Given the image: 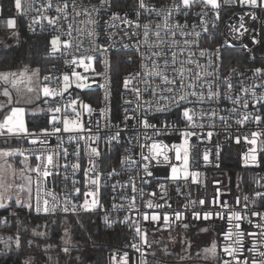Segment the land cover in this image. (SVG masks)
I'll use <instances>...</instances> for the list:
<instances>
[{
  "label": "snow or ice",
  "instance_id": "obj_1",
  "mask_svg": "<svg viewBox=\"0 0 264 264\" xmlns=\"http://www.w3.org/2000/svg\"><path fill=\"white\" fill-rule=\"evenodd\" d=\"M8 2L15 9V16L10 15L4 19L6 28L13 30L10 35L17 38L19 36L17 17L27 18V27L30 32L35 33L36 26L39 25L44 39L41 51L45 54L46 59L63 60L64 69L62 71V82L60 77L52 75L56 65L46 69L45 71L48 74L43 75L42 79L40 67L30 68L25 65L16 71H0V97L5 98L0 100V117H2L0 119V136H14L21 140H27L32 145L38 144L41 146L39 149L33 148L31 150L12 146L0 148V209H4L8 213L7 216L0 217V225L7 226L9 223L8 217L18 218L20 213L17 209H27L29 213L34 211L37 214L44 215L55 214L58 210H62L64 213L71 211L73 214H78L80 211L85 213L93 212L97 208L103 207L100 203L102 177L106 174L110 180L120 175L122 171H134L136 177L129 175L128 184H120L121 187L130 186L133 195L130 198H122L131 199L132 203L128 207L142 216L143 221L157 225L154 231L161 230L159 224L162 220L165 230L170 228L176 221H179L178 226L185 230L191 226L199 227L202 233L208 232L212 225L208 223L203 226L190 225L186 222L184 213L179 211L174 213V218L166 213L148 215L141 212L136 205V194L139 193L142 199L144 189L138 187L134 180L138 178L142 184L149 183L146 178L154 175L152 168L163 165L170 170V174L166 175V179L176 185L175 190L178 194L181 192L182 187L188 186L187 182L189 179L192 184L199 183L200 173L190 171V147L195 148L196 142L200 141V136L195 132V129L200 128L203 130L205 128V124L198 121L208 117L213 122L209 123L207 127L214 129L216 124L213 118L218 115V112L215 108L206 110L203 107L197 111L195 107H188L187 105L219 103L221 95L219 85H217L216 90H213V85L207 83V91H203L205 85L200 83V81L203 79L204 74L200 69L211 68L215 64L217 78L219 79L218 71L223 63L221 48L227 46L228 41L225 39L223 45L216 47L214 51H209L208 48H202L199 51L201 58H204L206 53L208 55L206 66L191 58L195 55L191 50L192 45L195 44L199 48L200 39H214L208 27V20L205 19L209 16L208 9H211L212 15L218 21L220 19L219 10L224 4L239 2L252 8H264V0H171L170 4L159 7L155 3L146 2V0H134L133 13L135 19L127 18L128 14L126 12L124 15H121L118 11L111 12L108 20L105 21L109 28L118 29L119 32H122L124 36L130 39L137 37L136 43L133 45L134 51L127 54L126 60L116 57L115 63L117 65L126 64L130 66L135 64L137 62L135 58L139 57V69L129 71L122 79L123 91L120 92L121 99L124 100L126 105H131L135 102V107H126L123 110L124 114L121 118L123 128L121 124H112L110 116L105 117V111H110L107 108V104L104 109L100 110V117L106 120L104 127L116 129L114 133L108 135L106 141L112 147L121 143L125 129L142 127L145 130L142 134L143 140H141L140 133L128 139L129 144H132L133 140L135 141L133 147H139V159H136L128 148H125L124 153L118 157L111 155V152L106 155L100 149L101 130L99 120L94 121L95 131H93V123L83 119L85 115L91 117L95 109L90 103L85 102L79 93L75 92V89L83 91L90 89L92 86V84L86 82L89 79L88 77L76 71L77 68H82L84 72H91L92 83H97L98 87L104 90V101H111L113 59L108 57L107 54L115 45L113 37L118 33L117 31H105L103 34L106 36V40L103 44L97 43V38L101 33L97 31L99 22L95 16L99 15L100 10L105 8V6H107L106 10L108 11H111L114 6L121 7L119 0H99V6L96 4L86 5L83 0H81L80 4H77V0H71V8L75 16L87 18L83 23L88 27L86 29L77 28L76 31L78 33L86 32L92 47L85 50L87 54L76 55L73 53L70 60L68 59L69 50L72 48L70 41L63 40L60 35H51L50 39L48 35H44V22L57 32L62 30L57 28V24L61 18L64 21L68 20V0H62V3L61 0H55V2L54 0H8ZM37 5L39 6L37 7ZM197 5L200 7V11L195 13L198 23L192 24L191 31H185L184 29L188 28V24L175 22V18L178 15L187 17ZM123 7H128V5L124 4ZM53 9L57 15H49V12ZM31 12H36L38 15L29 17L28 14ZM153 14L159 18L160 22L154 23L151 20L147 23L142 22L144 15ZM244 15L250 16L252 20L257 19L255 13H245ZM120 24L125 25V28H119ZM68 28L69 31L66 34L71 37L72 25L69 24ZM197 28H200L201 31H196ZM126 29H131V31ZM240 29H243V31L238 33L240 36L248 31V28L245 27L243 16L240 18ZM233 31L238 30L233 28ZM177 34L182 37L194 36L196 39L191 41L185 39L183 41L184 47L177 52L172 50L180 47L181 42L175 39ZM152 37L154 39H151ZM165 37L169 39H165ZM252 42L257 43L258 41L253 38ZM105 44L108 46H104ZM124 47L127 48L129 46L124 45ZM165 47L169 50L165 51ZM75 48L79 52L82 48V42L77 43ZM142 48H146V51H141ZM185 50H187L188 59L180 60L179 57L185 54ZM57 54L59 55L57 56ZM213 56L215 60L212 59ZM94 61H102L103 72L97 71L96 67H94ZM192 64H195L197 71L193 72L192 68L185 67V65ZM235 71V69H231L229 78L224 80L229 90L228 93H225V98L234 105V107L226 109L230 114L229 116H219L225 128L231 127L228 124V120L231 118V114L237 112L238 107L249 108L250 101L247 99L249 94L256 98V103L261 106V112H264V96H257L254 91V87L259 85L254 87L242 85L240 91L243 94V99L241 95H237L234 98L230 95L233 89L230 77ZM206 74L208 76L212 75L211 72ZM236 74L243 75V73ZM253 74L264 80V68H255ZM34 77L35 81L33 80ZM95 77H101L104 83H98ZM117 79H120L118 68ZM53 81H55V87L52 86ZM197 86L202 89L200 92L195 91ZM70 89H73V91L70 92ZM128 92L133 93L134 100L125 98ZM65 94L70 97L67 101H64ZM146 94H150L149 98H146ZM57 97H60L61 100H57ZM189 97H195L196 99L191 100ZM36 101L41 104L39 113L44 114V123L37 125L36 130L32 131L25 126L27 109L21 106V103L32 105ZM62 101L63 111L61 107ZM43 105L48 107L45 108ZM68 109H71L72 114H69ZM174 109L180 110L177 112V119L175 120L169 116V113L173 112ZM153 113L157 114V116H163V119L151 118ZM33 115L36 116V110H33ZM130 121H135V125L130 124ZM246 121L257 124L258 128L247 134L241 133L236 142L239 143L240 138H242L247 144L252 146L245 157V163L247 165L251 161L256 164L258 154L264 152V140H261V137H264V130L259 128V125L264 124V115H253L251 111H247L241 114V118L236 119V123L241 127L244 126ZM177 124H183V128L177 127ZM63 134H70L68 136L69 141L76 144L74 151L70 152L68 148L63 147ZM170 134L178 135L182 142L169 146L162 140L154 139V137H163ZM214 134L213 131H207L206 136L211 139ZM53 135H57L60 142L54 149L50 150L47 146V141ZM192 137L196 139L190 145L189 141ZM81 141L85 142V156L90 167L83 166L80 155ZM88 141H91V144L87 143ZM258 141L260 142L259 148L257 147ZM92 144L95 146H92ZM217 147L219 148L218 145ZM170 152H174L175 161L179 163L173 162V158L169 155ZM216 154L218 156L219 152L217 151ZM70 156L76 158L75 162L69 159ZM203 159L205 161L208 160L207 152L204 153ZM109 161L114 162L110 170L106 167ZM77 173L83 174L82 180L75 178ZM58 177H63L60 183L64 184V188L60 192L54 191L53 187L57 184ZM261 179H264V177L257 179L256 184L264 188V184L260 183ZM181 180L185 182L184 185L180 184ZM69 182L71 187H69ZM116 187L117 184H112L113 192L116 191ZM159 187L162 189L159 199L165 200L168 195V186L160 184ZM81 195L84 197L82 202L74 203V200H80ZM150 195L154 198L157 196L155 192ZM61 196H63L62 209ZM242 200L237 197L235 204L230 205L227 201H217L216 197H213V204L216 205V210L209 209L192 213L193 219L196 221L208 222L218 219L226 221L228 225L227 229L221 226L216 233V238L211 241L209 246L203 248V259L211 258L216 264H249V259L251 264H264V259L258 260L256 258L257 255L264 258V251L259 250L264 247V240L258 241L256 239L258 236L264 237V210L257 209L254 206L256 200L264 203V192H255L252 198V207H249V197L247 195L243 196ZM206 202V198H198L197 201L192 203H199L204 206ZM144 203L148 209L171 207L166 200L164 204L157 202L156 199H148ZM122 207L124 205L112 204L113 210ZM129 221L130 217L125 215L119 223L135 229L130 246L135 252L140 253V264H159L156 260L149 261L146 258L147 256L156 257L158 255L156 250H151L154 242L149 241L148 230L140 222L132 221L129 223ZM244 221L248 222L251 226L250 229L245 230L242 227ZM19 223L20 221L17 219L18 226ZM103 223L107 228H112L116 221H113L108 214H105ZM252 229H257L258 231ZM221 234L223 242L220 241ZM33 235L44 236L45 233L33 231ZM65 236H68L67 230L65 231ZM246 237L251 238L250 246L246 243ZM0 243L4 242L0 241ZM14 243L19 251L21 249L19 234L16 235ZM31 243L29 241V245ZM63 243L66 246L63 247L62 251L66 255L70 254V248L67 246L69 240L64 239ZM127 246L126 244L125 247ZM5 247H8V245L5 244ZM191 247L192 244L189 243L184 251L188 252ZM145 249L151 251L146 252ZM245 249L252 254L250 258H245ZM159 252H162L164 256L173 255L166 247L160 249ZM196 255L200 257L201 253L197 252ZM50 259L51 257H49ZM130 259L131 257L127 252H124L122 256H118L114 252L110 255V264H129ZM186 259H191V255L180 256V260ZM23 264H33L32 258L25 259Z\"/></svg>",
  "mask_w": 264,
  "mask_h": 264
},
{
  "label": "built area",
  "instance_id": "obj_2",
  "mask_svg": "<svg viewBox=\"0 0 264 264\" xmlns=\"http://www.w3.org/2000/svg\"><path fill=\"white\" fill-rule=\"evenodd\" d=\"M55 2V0H54ZM69 2V8L68 11V20L64 21L62 18L57 24V28H61L62 30L60 32H57L55 29H52L47 26V23H45V32L44 35H48L51 37V35H60L63 40H68L72 44V48L69 50V57L70 60L72 58L73 53L76 55H80L81 53L87 54L85 52L86 49H89L92 47V44L89 40V38L85 33H78L76 31L77 28L86 29L88 26L83 23L87 18L84 16L76 17L72 8H71V0H68ZM146 2L155 3L157 7L162 5H167L171 3V0H146ZM62 3V0H61ZM81 0H77V4H80ZM83 3L86 5L90 4H96L99 6V0H83ZM39 5H37L38 7ZM133 5L131 7L126 8H115L113 7L111 11L106 10V7L101 9L99 12V15H96L95 18L99 22V26L97 28V31L101 33V35L97 38V43H102L106 40V36L103 34L105 31H117V35L113 37V40L115 41V45L111 48L110 52L107 54L108 57L111 58V54L115 51H129L133 52L134 47L133 45L136 43L137 37H132L131 39L127 36H124L122 32H119L118 29H112L109 28L105 21L108 20V17L111 15L112 11H118L121 15H124L126 12L128 14L127 18L135 19L134 13H133ZM89 10H91L89 8ZM200 11L199 5L194 7L192 9V12L187 16L178 15L175 18V22H178L180 24L187 23L188 28L184 29L185 31H191L192 30V24L198 23V18L195 15V13ZM209 16L205 19L208 20V27L211 32V36L214 37V39L205 40L200 39L199 45L200 47L197 48L195 44L192 45V51L195 53L191 58L193 60H198L200 64L207 65L208 63V55L206 53L204 58H201L199 56V51L202 48H208L209 51H214L216 47H220L223 45V41L226 39L228 41V45L221 48L222 49H239L243 51L248 56V63L246 67H233V68H226L224 65V62L221 64L218 75L219 79L217 78V69L216 65L213 64L211 68L205 67L204 69H200V71L204 74L203 79L200 81V83H203L205 85L203 91H207V83H211L213 85V90H216L217 85H219V91L221 93L219 98V103L211 102V103H205L203 105L200 104H190L187 105L188 107H195L197 111L200 110L201 107H203L206 110H211L212 108L217 109L218 115L213 118L214 122L216 124V127L208 128L207 125L209 123H212L213 121L210 120L208 117H205L203 120H199V123L205 124V128L202 130L200 128H196L195 132L199 134L200 141L196 142L195 148L190 147V171H196L199 172V183L198 184H192L191 180L187 182V187H182L181 192L178 194L176 192V185L173 184L171 181L166 179V175L170 174V170L166 168V166H157L152 168V171L154 173L153 176L147 177L146 179L149 181L147 184H142L140 179H135L134 182L138 187H141L144 189V193L141 199V195L137 193V199H136V205L139 208V210L145 214L151 215V214H160V213H166L170 217L174 218V213L176 211H179L181 213H184L186 217V222L190 225H200L203 226L205 223H208L212 225V227L209 228V231L214 230L216 233L219 231L220 227L223 226L225 229H227L228 225L226 221L221 220H214V221H196L193 219L192 213L194 211H204V210H216V205L213 204V197H216L217 201H227L230 205H234L236 202V198L240 197L241 200L243 196L247 195L249 197V207H252V198L254 197V194L256 191H262L264 192V188L259 187L256 184V180L264 177V152H261L258 154V160L256 164H253L251 161L248 162L246 165L245 163V157L248 153V150L251 145L247 144L242 138H240V142L237 143L236 139L240 137L241 133H250L251 131L257 130L258 126L257 124L246 121L244 126L241 127L236 123V119L241 118V114L247 111H251L253 115H264V112H261V106L260 104L256 103V98L253 97L251 94L247 96V99H249V108L244 109L243 107H238L237 112L235 114H231V118L228 120V124L231 125L230 128H225V126L221 123L219 116H229V112L226 111V109H230L234 107L233 104L230 103L228 99L225 98V93H228L227 85L224 83V80L226 78H229V72L231 69H235L236 71L232 73L230 79L233 84V89L231 90L230 95L234 98L237 95H241L242 99L243 94L241 93L240 89L241 86H247V87H254L255 85H259L258 87H254V91L256 92L257 96H264V80L261 78H258L254 76L253 70L255 68H264V49L262 48V29L264 28V8H252L247 5H243L239 2L232 4H224L223 7L219 10L220 19L218 21L215 20L214 16L212 15L211 9H208ZM245 13H255L257 16L256 20H252L250 16L244 15ZM15 16V9L14 6H11L8 2V0H0V37L4 36H12L10 35V32L13 30H9L6 28L4 24V19L8 16ZM29 17L36 16L38 13L31 12L28 14ZM49 15H57L53 10L49 12ZM95 15V14H94ZM241 16L244 17L245 27L248 28L247 32H244L242 36H240L238 33L239 31H243V29H240V18ZM18 20V31L19 33L22 31H25L28 34L31 35H41L40 32V26H36L35 33L30 32L27 27V18L25 17H17ZM149 20L153 21L154 23L160 22L159 18L153 15H144L142 17V22L147 23ZM111 23V22H109ZM72 25V34L71 37H69L66 33L69 31L68 25ZM215 25V26H214ZM154 26V25H153ZM119 28H125V25L120 24ZM233 28L237 29L238 31H233ZM128 31H131V29H126ZM155 30V29H154ZM140 31V30H138ZM196 31H201L200 28H197ZM236 37V38H234ZM142 38V37H141ZM255 38L258 42L253 43L252 40ZM151 39H154L152 37ZM165 39H169L168 37H165ZM176 40L180 41V47L174 48L172 50H175L177 52L180 51L181 48L184 47L183 41L185 39L191 41L195 40L196 38L194 36H188V37H182L179 34L175 37ZM82 42V48L79 52H77L75 45L77 43ZM124 45H128L129 47L125 48ZM104 46H108L105 44ZM169 49L165 47V51H168ZM141 51H146V48H142ZM59 54H57L58 56ZM136 63L133 64L132 71L139 69V57H136ZM180 60H187V50H185V54L183 56L179 57ZM213 60H215V57H212ZM53 65H56L52 75L58 76L61 79L62 82V71L64 69V62L63 60H54L49 65L48 68H52ZM94 67H96L97 71L103 72V63L95 62L94 61ZM185 67H189L193 69V72L197 71L195 64L192 65H185ZM77 72L81 73L85 77H92L91 72H84L82 68H77ZM211 72L212 75L208 76L206 73ZM236 73H243V75H237ZM93 78V77H92ZM95 80L98 83H104L103 79L101 77H95ZM52 86L55 87V81H53ZM62 86V83H61ZM140 87H143L142 85H139ZM73 89H70V92ZM96 93L94 96H88V99H83L85 102L90 103V105L95 109V111L92 113L91 117L85 115L83 119L88 122L93 123V131H95V124L94 121L99 120L100 122V134L101 139L99 142L100 149L107 155L109 152H111V155L118 157L119 155L124 153L125 148H128L131 150V154L136 158L139 159V153L140 149L139 147H133L135 144V141L133 140L132 144L128 143V139L133 138L137 133L141 134V140H143L142 134L144 133V129L142 127H137L133 129H125L123 132V138L120 144L115 145V147H112L111 145H108L106 143L108 135L111 133H114L116 131L115 128H106L104 127L106 120L102 119L100 117V110L105 108V105L107 104V108L110 109V111L106 110L104 115L105 117L110 116L111 123L112 124H121V118L124 114V108H132L135 107V102L131 105H126L124 103V100L120 97V92L123 91V85L119 88L117 95L114 97L113 95V82L111 80V90H112V98L110 102L104 101V90L98 87L97 83H93L90 89ZM202 89L197 86L195 91L200 92ZM150 94H146V98H149ZM129 100H134V96L132 92L126 93V97ZM57 100H61L60 97L56 98ZM70 99L68 94H65L64 101H67ZM191 100H195V97H189ZM95 100V102H94ZM254 106V107H253ZM62 111L63 109V101L61 103ZM180 111L179 109H174L173 112L169 113V116L175 120L177 119V112ZM69 114L71 113V109H68ZM153 119H163V116H157V114L153 113L152 117ZM130 124L135 125V121H130ZM62 127V125H61ZM121 127L123 128V124H121ZM177 127L183 128V124H177ZM259 128L264 130V124L259 125ZM35 131V130H32ZM207 131H213L215 134L211 139L207 138L206 133ZM149 134H151L149 132ZM70 134H63V147L68 148L70 152L74 151L76 148V144L74 142H70L68 139V136ZM0 138H12L17 139L19 142L18 147H22L23 149L31 150L33 148H41L40 145H32L27 140H21L17 137H8L6 136H0ZM154 139L162 140L165 144H168L171 146L172 144H178L181 143L182 140L178 135H165L163 137H154ZM195 137H192L189 141L190 145L192 144V141L195 140ZM261 140H264V137H261ZM60 142V139L57 135L51 136L47 141L48 148L54 149L56 145ZM87 143L91 144V141H88ZM85 142H80V148H81V159L84 167H90L87 161V157L85 156V148H84ZM219 146V148L217 147ZM260 142L258 141L257 147L259 148ZM92 146H95L92 144ZM217 151L219 152V155L217 156ZM146 152V150H145ZM208 153V160L205 161L203 159L204 153ZM169 155L173 158L174 163H179L175 161L174 158V152H170ZM69 159L72 162H75V157L70 156ZM63 163V161H62ZM114 162L109 161L106 165L107 169L110 170L111 166ZM63 171V169H61ZM129 175H132L133 177H136V173L133 172H127L122 171L120 175L113 177L112 179H108L107 175L105 174L102 177L101 180V197H100V203L103 205V207L97 208L95 211L98 213L101 218L105 214H108L110 218L113 221H121L125 215H128L130 217L129 223L132 221H137L142 223V226L148 230V239L150 240V236L158 233L168 232L175 229H184L182 227H179V221H176L171 225L170 228L167 230L164 229L162 220L159 224V227L161 230L154 231L155 228H157V225L149 223L148 221H143V217L140 216L135 210L130 209L128 206L132 203L131 199H123L122 197H131L133 195L131 191V187H121L120 184H128V177ZM78 180L83 179L82 173H77V176L75 177ZM63 177L57 178V184L54 187V191L60 192L62 188H64V184L60 183L62 181ZM107 181V183H105ZM120 182V183H117ZM184 181L181 180L180 184L184 185ZM261 184H264V179L260 180ZM112 184H117L116 191L113 192ZM165 184L168 186V195L165 197V200L167 201V204L171 205V207H165V208H157V209H148L145 206V203L148 199H156L157 202L164 204L165 200L159 199V194L161 193L162 189H160L159 185ZM239 186V187H238ZM69 187H71V183L69 182ZM155 192L157 196L154 198L150 194ZM115 197V199H113ZM198 198H206V204L204 206H201L199 203H192L193 201H197ZM84 197L81 195L80 200L76 201L74 200V203L82 202ZM89 199H91L89 197ZM61 200V209L63 208V196L60 197ZM115 203L117 205H124L122 208H117L116 210H113L112 204ZM243 203V200H242ZM255 208L264 210V203H262L259 200H256L255 202ZM70 207V206H69ZM231 210V209H229ZM36 215H44V214H37L33 211ZM85 212L80 211L78 214H73L71 211L68 213H64L62 210H58L55 214L45 215V216H55V215H63V216H77L80 214H83ZM8 213L1 212L0 211V217L7 216ZM255 219V218H253ZM9 220V217H8ZM3 225H0V241H3L4 243H0V246H4L5 244L13 243L15 238L6 230L2 228ZM242 227L247 230L250 229V225L247 221H244L242 224ZM130 228V227H129ZM132 229V237L131 241L133 239V236L135 234V229ZM188 229H199V227H189ZM255 231H258L257 229H252ZM258 241L264 240V237L258 236L256 238ZM220 241L223 242L222 234L220 236ZM250 237H246V243L250 246ZM152 250V249H151ZM149 249H145V251H151ZM260 251H264V247H261L259 249ZM117 253L118 256H122L124 252L129 253L131 259L129 261V264H140V253L135 252L131 246L128 248H119L113 250L112 253ZM110 255H109V264H110ZM251 253L247 252V249L244 251L245 258H250ZM149 261L156 260L159 262V264H166L164 261L157 259L156 257L147 256L146 257ZM259 259L261 258L257 255L256 257ZM190 264H202L200 262H193ZM249 264H251V261L249 259Z\"/></svg>",
  "mask_w": 264,
  "mask_h": 264
},
{
  "label": "trees",
  "instance_id": "obj_3",
  "mask_svg": "<svg viewBox=\"0 0 264 264\" xmlns=\"http://www.w3.org/2000/svg\"><path fill=\"white\" fill-rule=\"evenodd\" d=\"M121 7L127 4L128 7L133 5L134 0H119ZM262 48L264 49V28L262 29ZM0 70H12L19 65H29L32 67L41 68V76L48 74L46 69L53 62V59L45 58V54L41 51L43 48V36L31 35L22 31L16 36L0 37ZM129 51H115L111 54L113 59V95H117L119 88L122 85L123 76L132 71L133 64L128 66L126 64L117 65L115 63L116 57L122 60L127 59ZM223 62L226 68L246 67L248 63V56L239 49H222ZM117 68L119 69V77L117 79ZM73 91V90H72ZM95 91V90H94ZM91 90L78 91L80 97L88 99V96H94L96 93ZM95 102V100H94ZM44 123V114L36 113L25 115V126L30 130H36V126ZM50 127V126H49ZM17 139L8 141L5 147H18ZM1 212L7 213L4 209ZM20 213L19 217H9V223L2 228L8 231L14 238L19 234L21 238V249H16L15 243L8 244V247L0 246V264H23V261L29 257L41 255L44 252H55L58 256L57 264H63L66 257L60 252V238L67 230L73 245L72 257L66 264H81L86 260H90L91 264H109L110 253L119 248L130 247L132 237V229L127 225L116 221L112 228H107L103 223V218L96 212L83 213L77 216H45L36 215L33 212L29 213L27 209H17ZM19 219V226L17 225ZM35 232H43L44 236L33 235ZM185 234L189 237V241L184 244V248L178 247V243H172L167 240L168 236H176L177 234ZM162 236V237H161ZM216 238L214 230L208 232H200L199 229H175L168 232L158 233L150 236L153 241V249L158 252L157 259L164 261L166 264H190L193 262H200L202 264H216L211 258L203 259V248L210 245L211 241ZM31 241V245H29ZM191 243L192 247L188 253L191 259L180 260V256H187L184 251ZM128 245L125 247V245ZM167 248L172 256H164L160 249ZM47 250V251H45ZM197 252L201 253L197 257ZM188 254V255H189Z\"/></svg>",
  "mask_w": 264,
  "mask_h": 264
},
{
  "label": "rangeland",
  "instance_id": "obj_4",
  "mask_svg": "<svg viewBox=\"0 0 264 264\" xmlns=\"http://www.w3.org/2000/svg\"><path fill=\"white\" fill-rule=\"evenodd\" d=\"M51 37H49L50 39ZM1 38H0V44H1ZM25 65H19L18 67H16L15 69H12V71H16L18 68H23ZM29 66V65H28ZM30 68H36V67H32V66H29ZM0 71H5V70H0ZM43 76H41V79H42ZM87 77V76H86ZM89 79L86 81L90 84L93 85L92 83V77H88ZM33 80L35 81V77L33 78ZM75 90H78V91H81L79 89H75ZM0 99H5L3 97H0ZM37 104L34 105L32 104V108H31V105H26L24 104L23 102L21 104L25 105V107L27 108L28 111H33V110H36V111H39V108L41 107V104L39 101H36ZM43 107H48L47 105H43ZM8 140H11V139H8ZM0 143L1 145H6L8 142L6 139H1L0 140ZM0 148H8V147H5V146H0ZM162 237V236H161ZM64 239H68L69 240V244L67 245L69 248H70V254L66 255L62 249L63 247H65L66 245H64L63 243V240ZM167 240H169L170 242L172 241V243H178L179 245H177L178 247H181V248H184V244H186L187 241H189V237L186 236L185 234H177L176 236H168L167 237ZM15 241V240H14ZM14 243V242H13ZM72 245H73V242L68 234V236H65V232L63 233V235L61 236L60 238V252L61 254L66 257L65 259V262H63V264H66L70 258H73L71 255H72ZM187 255L190 253L186 252ZM49 257H51V259L49 260ZM32 260H33V264H57V262L59 261L58 260V256H57V253L55 252H44L43 254L41 255H36V256H33L31 257ZM81 264H91V261L90 260H86L84 261L83 263Z\"/></svg>",
  "mask_w": 264,
  "mask_h": 264
},
{
  "label": "crops",
  "instance_id": "obj_5",
  "mask_svg": "<svg viewBox=\"0 0 264 264\" xmlns=\"http://www.w3.org/2000/svg\"><path fill=\"white\" fill-rule=\"evenodd\" d=\"M0 100H2V99H0ZM36 104H37V102L34 103V105H36ZM21 106H24V107H25V105H23V104H21ZM32 107H33V106L31 105V108H32ZM26 109H27V108H26ZM36 113H39V111H36ZM26 114H33V111H28V110H27ZM0 119H2V117H0ZM1 139H6L7 142L13 140L12 138H0V140H1ZM8 139H11V140H8Z\"/></svg>",
  "mask_w": 264,
  "mask_h": 264
}]
</instances>
